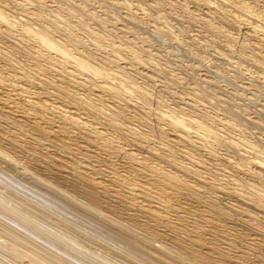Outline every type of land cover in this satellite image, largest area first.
I'll return each mask as SVG.
<instances>
[{
  "label": "bare ground",
  "instance_id": "obj_1",
  "mask_svg": "<svg viewBox=\"0 0 264 264\" xmlns=\"http://www.w3.org/2000/svg\"><path fill=\"white\" fill-rule=\"evenodd\" d=\"M9 1L0 0V264H264V148L223 130L231 125L243 134L237 125L242 115L204 89L194 92L214 109L222 105L223 111L216 110L233 119L223 129L218 123L226 121L216 113L192 116L196 105L190 101H184L187 107L163 110L165 101L143 81L137 83L125 66H105L120 55L95 61L60 25L67 38H56L54 20L40 13L47 8L42 1L35 6L40 12L22 15L46 23L26 20L16 33L15 17L5 11ZM180 1L150 0L146 8H178L213 43L221 36L229 51L238 47L239 58L264 72V0L261 5L256 0H191L197 5L192 9ZM17 48L48 65L17 63L10 57ZM156 139L162 147L151 144ZM204 140L225 147L238 160L216 149L200 157ZM238 148L249 156H237ZM195 153L193 163L184 161ZM220 165L235 171L229 178L235 191L218 179L212 167ZM165 235L171 247L147 245Z\"/></svg>",
  "mask_w": 264,
  "mask_h": 264
},
{
  "label": "rangeland",
  "instance_id": "obj_2",
  "mask_svg": "<svg viewBox=\"0 0 264 264\" xmlns=\"http://www.w3.org/2000/svg\"><path fill=\"white\" fill-rule=\"evenodd\" d=\"M10 1L8 3L9 6L7 7V9H5V11L6 13L11 14L12 16L15 17V19L14 18L13 19L15 20L14 27L16 33H18V31L21 32L23 30L22 27H24V23H26L25 22L26 20H28V23H30L31 25H35V23H40V22L46 23L44 20L35 21L33 18L30 19L22 15V13H24L25 11L41 10V9L37 10L38 8L36 9L35 6L37 1H42V3L45 6H47V8L51 10V12L47 11V8L46 10L43 9L41 10V12L40 11L39 12L41 13V15L43 14L42 17H44L45 19L54 20L52 21L53 22L52 27L56 26V32L54 33L56 38H60L62 41L65 42L64 39H66L67 37L65 36V33L62 29L66 28V30H68L67 32L71 33L73 40L74 41L77 40L78 42H80L78 43L77 49L86 50L87 52L90 51L94 59L98 57L102 60L103 58L106 57H110L112 59V57H114L112 56L113 54L115 55L116 53V55L118 56L120 55L121 57H119V59L114 58L115 60H113V62L111 61L107 62L108 64H106L105 66L110 68L112 66V68H114L116 66V63L117 65L119 64L120 66H125L127 68V71L130 74H132L131 75L132 78L133 79L135 78L134 80H136L137 83L141 84V82L143 81L144 84L148 86L146 88V86L143 85V83L142 85L146 89L150 91L152 90L153 95L155 96L156 99L160 98L162 101L163 100L165 101L163 102V104L165 103L164 104L165 107L167 106L168 108H165L163 106L162 109L164 108L168 110L171 107L176 109L180 106L181 107H183V105L185 106L184 101L186 102L190 101L191 103L196 105V109H194V113L193 111L187 108L186 109L184 108L185 111L187 110L191 111L192 113L189 111L187 112L191 113L192 116L200 111L201 112L207 111L206 113L209 112L208 114L210 115H214L213 113H216L218 117L221 118L222 122L226 121L219 124L218 122L221 121L216 120V122L218 123V127L223 129L224 123L233 122V119L229 114L228 116H224V113L222 114L221 112L222 105L224 108L225 106H227V109H229L230 111L232 110L231 111L232 113L238 112L239 114L238 117L242 115L241 116L242 119L240 118V122H237V125H240L239 126L241 128L240 131H243L242 132L243 134L239 133V131H237L235 128H232L231 125H229V127H227L226 130L225 128L223 130L226 131L228 134H231L230 137L233 138L235 136L236 138L240 136L242 138L245 137V139L247 140L253 139L252 141H256L259 145L263 146L264 148V72L262 71L261 68L257 67L253 62L251 63V61L249 60L248 62L243 58H239L237 54L238 47L235 50L234 49L231 50L232 52L229 51L230 50L229 47L225 46L228 43L224 39H222L221 36L220 38H218L220 39V42H216L217 41L216 40L215 41L216 43H213L214 41L212 42L210 40L209 33L207 34L204 31H199L201 30L197 26L199 23H196V20L194 22L191 18H190L191 20H189L188 14L186 15V13H181L180 11L178 12V8L173 7L174 9L173 10L172 6L169 7L166 4H162L160 5L161 8H159L158 6L153 9L150 8L148 9L146 8V3H152L149 2L150 0H141V2H139L140 0L139 1L138 0H117V1L116 0H108V1L85 0L86 1L85 5L83 4L84 0H82L83 2L81 0H69L72 1L73 4L75 3L74 4L75 6L76 4L85 6L86 8L85 10L84 8L77 9V7L75 6H74L75 9L72 8L73 7L72 3H70L69 5L68 0L66 1L64 0L65 2L68 1L67 3L64 2L65 5H63V0L62 1L61 0L60 1L59 0L58 1L57 0H31V1L10 0ZM190 1L191 0H185V1L181 0L180 2L184 4L185 3L188 4L185 5L191 9L192 7L197 6L194 4L195 2H193L194 0L191 2ZM260 1L261 0H256V2L259 3V5L262 4V1L261 2ZM124 2L126 4L128 3L129 5H126ZM133 3L136 7L135 6L133 7ZM66 4L71 6L70 9L69 6ZM138 4H139L138 7L141 6L140 7L141 9L137 8ZM58 6L59 7L61 6L58 12L52 11V8L55 9V7L57 8ZM64 6L65 8L66 6H68L69 10L64 9ZM61 8H63L62 11H60ZM12 9L14 10L11 11ZM196 12L198 13L199 11ZM131 13L134 16V20L132 18L133 16H131L132 15ZM89 14L92 16H90ZM135 16L138 17L137 20H136L137 17ZM59 25L64 28L60 30L59 27L57 29V26ZM97 34H99V36H97ZM221 40L224 41L222 42ZM66 44H67L66 47L70 50V52L76 55L77 49H75L74 46L70 45V43L67 41ZM112 44L116 47L118 46L116 50H118L119 52L115 51L116 47H114ZM133 44L136 46V48L134 47ZM17 49L20 53L17 52V50L12 51L13 54L12 52H10L11 55L10 57L14 58L15 60H18L16 61L17 63L20 62L22 63V61H24L23 63H27L25 64L26 66L29 64L28 66H30L31 68L35 67L33 63L35 64L36 61L38 62V65H40V67L42 66L46 67L44 65H48L43 59L41 60L39 58L38 60H32L28 56H25L24 53H21L23 52L21 48H17ZM131 49L134 50L136 49V50L134 52V50ZM99 58L95 59V61L97 60L99 61ZM21 59L23 60L21 61ZM147 60L149 61L151 60L150 63L147 64L146 63L148 62ZM13 62L15 63V61ZM48 74L49 77L53 76L54 78L56 76L55 71L53 72L52 70H49ZM214 74H216V76ZM148 75L151 76L149 77ZM181 78L182 80H184L183 83L182 82L180 83ZM36 80L37 79H35V81ZM200 89H204L210 92L214 91L213 93H215L217 96H220L219 102L220 104H222L220 105L221 108L218 107L219 105L216 106L218 109H221L220 111L218 109L216 110V107L214 109L213 106L215 105H211L207 99L203 98L204 100H202L201 97L195 94V92ZM133 100L136 99L133 98ZM180 115H182V113ZM165 123L166 121L164 120L163 122L162 120L160 121V125L163 126V128L165 127V130H169V126L167 125L168 123L166 124ZM139 128L143 129L142 130L143 132H147L146 126L140 125ZM161 143L163 144L162 140H157V139L151 140V144L156 145L157 147L158 144L159 146L161 145L162 147L163 145ZM200 146L201 147L198 148L200 150H197V152L200 151L201 154L198 152L200 155L195 153L192 156H187L188 158L185 157L184 161L187 163L188 162L193 163L194 160L190 161V159H194L193 156L195 155L196 156L199 155L202 158H207L208 152L215 151L214 149H216V151L220 153V155H223L228 159L230 158V160L235 161L238 160L239 158L234 156L233 153L231 152H226L224 149L225 147L214 145L210 140L207 142H205V140L202 141ZM243 149L244 148L242 149L238 148L236 155L242 156L244 154L245 156H247L248 154ZM238 152L242 154H239ZM249 159L250 162L253 160L255 161L254 158L250 157ZM120 162H121L120 159L117 160V163ZM117 165L119 167L118 168L119 170L123 169L122 166H119V164ZM220 166H221L219 167L220 169H217L214 166L212 167L214 170L215 169L217 170V171L215 170V172L217 173L218 179L222 183L224 184L226 183L225 185L226 187L227 186L229 187V185L231 184L230 186H232L231 187L232 190L235 191L236 187H233L235 186V184L234 182H232L233 181L232 179H229V178H233L232 174L235 171H230L231 168L229 169L226 168L225 166L224 168L223 165ZM17 167H19L20 169L21 167L20 164H17ZM239 173L236 172L235 174L242 175L241 173L240 174ZM27 174H28L27 175L28 178H32V179L35 178L32 177L29 172H27ZM230 201L233 202L232 200ZM183 214L185 216H188V214L185 212H183ZM170 215H173L171 219L172 218L175 219L173 212ZM189 216L194 217L192 214H189ZM191 217L190 219H193ZM187 219L190 220L189 218ZM166 232L171 233L170 230ZM168 237L169 235L168 236L165 235V237H163V240H159V239L155 240V243L154 240L152 241L150 239L148 243L146 241L145 242L147 243V245L151 243L153 246L152 249L157 245L158 248L159 247L163 248L162 246L164 244L166 247H171V243H169V241L171 242V240L167 239L168 240L167 241L165 239ZM157 247L154 249H157Z\"/></svg>",
  "mask_w": 264,
  "mask_h": 264
}]
</instances>
